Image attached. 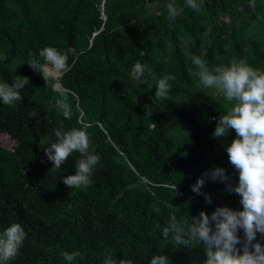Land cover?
<instances>
[{
    "label": "trees",
    "instance_id": "16d2710c",
    "mask_svg": "<svg viewBox=\"0 0 264 264\" xmlns=\"http://www.w3.org/2000/svg\"><path fill=\"white\" fill-rule=\"evenodd\" d=\"M172 2L183 9L175 21L166 8ZM153 3L156 11L149 9ZM249 4L204 0L194 12L182 0H0V82L29 79L15 107L0 101V133L15 142L11 149L0 144V232L17 222L27 233L8 264H69L63 254L73 251L84 253L75 264H104L109 251L117 262L149 264L163 253L170 264H203L201 245L163 248L161 233L172 215L183 221L202 210L211 215L217 206L242 209L225 183L206 180L201 193L211 203L191 188L214 167L238 182L226 151L236 134L212 136L229 105L199 85L181 39L193 38L188 50L194 55L206 47L209 65L221 62L218 57L225 63L247 57L264 69V0H256L255 10ZM48 46L72 47L76 55L69 56L70 64L75 60L70 72L46 83L27 61ZM137 61L152 69L146 83L130 77ZM165 74L176 80L168 98L157 100L156 84ZM56 83L74 94L71 119L55 109ZM61 126H87L100 157L90 187L63 182L74 173L78 152L61 169L45 154L56 141L52 129ZM238 235L243 241V230ZM256 240L264 245L260 233Z\"/></svg>",
    "mask_w": 264,
    "mask_h": 264
},
{
    "label": "clouds",
    "instance_id": "9594fccd",
    "mask_svg": "<svg viewBox=\"0 0 264 264\" xmlns=\"http://www.w3.org/2000/svg\"><path fill=\"white\" fill-rule=\"evenodd\" d=\"M185 2L194 12H201L204 6V0ZM249 6L255 10L256 0H250ZM166 8L170 21H175L183 11L175 2L167 4ZM210 32L211 26L203 35L207 37ZM181 44L186 50V57L190 58L191 64L196 68L195 75L199 79V85L213 90L229 105L224 114H220L212 136L225 137L230 130H234L236 134L226 146V151L229 163L238 172V182L233 184L223 167H214L197 178L196 183L191 186L192 191L198 195L203 194L206 202L211 203V196L201 193L206 180L225 183L227 192L239 195L242 209L217 206L211 215L202 210L199 217L183 221H178L172 215L170 223L161 233L166 242L163 248L169 244L174 249L199 244L205 254L203 264H264V245L256 240L257 233L264 236V69L252 66L247 57H233L227 63L218 57L221 62L209 65L205 59L206 47L201 49L199 55H194L188 50L195 44L191 36L182 38ZM70 55H76V50L72 47L60 50L48 46L39 51V58L30 53L31 59L27 63L34 71L41 72L45 82L49 83L61 79L72 70L75 60L70 64ZM189 71L191 74V69ZM146 72L152 74V69L137 61L131 68L130 77L136 84H143L146 83ZM175 80V75L165 74L157 81L154 93L157 100L168 98ZM28 83L26 76H16L11 84L7 81L0 82V101L15 107L22 100L21 89ZM53 87L59 97L55 100L56 111L65 119H71L72 105L69 96L74 94L60 83ZM86 129L87 126L69 130H64L63 126L52 129L56 141L44 148L47 158L56 169H61L64 161L74 152L80 154L74 173L63 177V182L70 188L90 187L93 170L100 162L99 155L91 148ZM175 187L176 183L173 185L174 194ZM239 230H243V241L238 235ZM26 237L27 233L17 222L0 232V264H8L18 256ZM63 258L69 264H75L77 259L84 258V253L65 252ZM104 264H133V261L120 259L117 262L109 251L104 255ZM149 264H170V258L163 253L152 255Z\"/></svg>",
    "mask_w": 264,
    "mask_h": 264
},
{
    "label": "rangeland",
    "instance_id": "374dc122",
    "mask_svg": "<svg viewBox=\"0 0 264 264\" xmlns=\"http://www.w3.org/2000/svg\"><path fill=\"white\" fill-rule=\"evenodd\" d=\"M182 3L183 5H186L185 0H182ZM149 6H150L149 9L152 11L157 10V5H155L154 3ZM225 19H227V17H225ZM0 144L4 146L5 148L11 149L13 145L15 144V142L7 134L0 133Z\"/></svg>",
    "mask_w": 264,
    "mask_h": 264
}]
</instances>
